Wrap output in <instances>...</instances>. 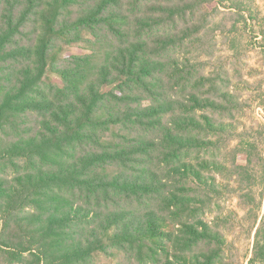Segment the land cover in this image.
<instances>
[{
	"label": "trees",
	"instance_id": "trees-1",
	"mask_svg": "<svg viewBox=\"0 0 264 264\" xmlns=\"http://www.w3.org/2000/svg\"><path fill=\"white\" fill-rule=\"evenodd\" d=\"M218 1L0 0V264H233L234 198L264 264V124L213 64Z\"/></svg>",
	"mask_w": 264,
	"mask_h": 264
},
{
	"label": "rangeland",
	"instance_id": "rangeland-1",
	"mask_svg": "<svg viewBox=\"0 0 264 264\" xmlns=\"http://www.w3.org/2000/svg\"><path fill=\"white\" fill-rule=\"evenodd\" d=\"M229 1L231 2L219 0L208 6L216 13L213 26L217 25L219 29L215 35L212 61L218 69L230 71L234 85L243 87L241 91L234 89L247 105L244 116L240 119L241 128H258L264 124V0ZM232 3L242 5L244 16H237L234 6L229 8ZM80 52L79 48H74L66 54ZM48 77L59 81L55 75L48 74ZM262 150L264 153V146ZM225 212L237 214V222L241 223V226H237L228 235V254L233 264H247L253 249L254 232L251 233L249 224L242 221L244 212L239 207L237 198L226 203Z\"/></svg>",
	"mask_w": 264,
	"mask_h": 264
}]
</instances>
